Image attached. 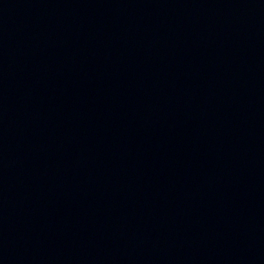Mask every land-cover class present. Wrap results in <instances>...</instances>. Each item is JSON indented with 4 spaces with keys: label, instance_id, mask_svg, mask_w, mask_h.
<instances>
[{
    "label": "water",
    "instance_id": "95a60500",
    "mask_svg": "<svg viewBox=\"0 0 264 264\" xmlns=\"http://www.w3.org/2000/svg\"><path fill=\"white\" fill-rule=\"evenodd\" d=\"M0 264H264V0H0Z\"/></svg>",
    "mask_w": 264,
    "mask_h": 264
}]
</instances>
